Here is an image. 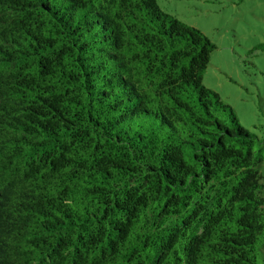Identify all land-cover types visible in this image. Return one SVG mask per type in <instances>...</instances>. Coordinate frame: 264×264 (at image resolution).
<instances>
[{"label": "trees", "instance_id": "trees-1", "mask_svg": "<svg viewBox=\"0 0 264 264\" xmlns=\"http://www.w3.org/2000/svg\"><path fill=\"white\" fill-rule=\"evenodd\" d=\"M156 0H0V264H264V135Z\"/></svg>", "mask_w": 264, "mask_h": 264}, {"label": "rangeland", "instance_id": "rangeland-1", "mask_svg": "<svg viewBox=\"0 0 264 264\" xmlns=\"http://www.w3.org/2000/svg\"><path fill=\"white\" fill-rule=\"evenodd\" d=\"M156 2L215 44L203 84L231 106L244 128L264 135V0Z\"/></svg>", "mask_w": 264, "mask_h": 264}]
</instances>
